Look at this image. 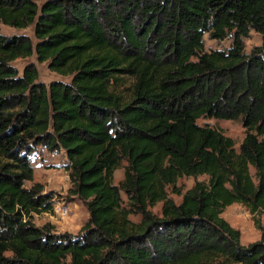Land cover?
<instances>
[{
    "label": "trees",
    "instance_id": "16d2710c",
    "mask_svg": "<svg viewBox=\"0 0 264 264\" xmlns=\"http://www.w3.org/2000/svg\"><path fill=\"white\" fill-rule=\"evenodd\" d=\"M0 21L37 39L0 31V264H264L260 219L243 245L223 216L264 213V0H0ZM205 33L233 45L206 51ZM35 53L71 81H39L33 62L20 74ZM202 117L242 119L240 150ZM39 146L66 153L89 212L78 234L35 223L56 202L25 184Z\"/></svg>",
    "mask_w": 264,
    "mask_h": 264
},
{
    "label": "rangeland",
    "instance_id": "374dc122",
    "mask_svg": "<svg viewBox=\"0 0 264 264\" xmlns=\"http://www.w3.org/2000/svg\"><path fill=\"white\" fill-rule=\"evenodd\" d=\"M45 0H39V3L42 4ZM0 31L7 35L15 34H24L32 38L34 44L37 43V39L34 35V25H30L25 29L15 28L9 25H6L0 21ZM234 38L232 35H229L223 40L214 39L209 33L204 35V45L205 50L210 51L214 49L229 50L233 45ZM245 51L250 53L251 50L258 45L262 44V36L260 33L252 30L249 37L244 39ZM196 59V58H194ZM35 63L40 76L39 81L45 82L49 85L54 80H61L65 82H70V76H63L49 68V62H39L37 59L36 53L27 58H20L15 60L12 64L16 66L20 74L23 73L25 66L29 63ZM200 125H209L213 128L223 131L227 136H230L234 139L236 143V150H240V145L246 135V129L243 126L242 119L238 120H226L218 118H209L202 117L198 119ZM31 162L34 167V180L27 181L25 184L27 187H31L34 183L40 182L44 185V192H53L55 193V204H68L70 206V215L66 218H59L56 220V217L53 212L35 215V223L37 225H43L46 222L54 220L59 226L68 224L69 229L71 225L77 224V222L88 218L89 212L84 202L77 197H72L68 194L69 188L71 187V181L69 173L67 170L68 158L66 153L62 151L51 152L43 146H39L35 152L31 154ZM127 163L124 162V165ZM252 173L255 174V169L252 168ZM124 177V167L118 169L115 172V183L118 184ZM196 180H208L207 175H202L197 178L195 177H183L179 180V185H182L184 190L191 188ZM122 197L127 202L128 197L124 191H122ZM172 197L176 202L181 201V197L178 195L172 194ZM75 203L79 207L75 208ZM162 203H159L152 210L161 214ZM51 216V217H50ZM223 216L237 229L241 231V243L243 245H249L252 242H256L261 238V230L256 226L255 220L260 219L261 223L264 224V213L253 216L250 210L239 203H235L229 206ZM52 218V219H51ZM130 218L134 221H140L141 216L139 214H132ZM87 222V221H86ZM85 222V223H86ZM84 223V224H85ZM74 230V228L72 229ZM69 232V231H65ZM77 232L76 234H78Z\"/></svg>",
    "mask_w": 264,
    "mask_h": 264
},
{
    "label": "crops",
    "instance_id": "0c3cea01",
    "mask_svg": "<svg viewBox=\"0 0 264 264\" xmlns=\"http://www.w3.org/2000/svg\"><path fill=\"white\" fill-rule=\"evenodd\" d=\"M74 207L77 208V207H79V205L75 203ZM45 214L48 215V213H45ZM88 218H85V219L81 220L80 222L78 221L77 224H75V225H71L70 227L72 229L74 228V230H72V229L70 230L68 224H64L63 226H59L54 220H51L50 222H52L56 226L57 232H59V233L69 231L71 233L76 234L77 232H79L81 230L82 226L88 220Z\"/></svg>",
    "mask_w": 264,
    "mask_h": 264
},
{
    "label": "built area",
    "instance_id": "2783aa9c",
    "mask_svg": "<svg viewBox=\"0 0 264 264\" xmlns=\"http://www.w3.org/2000/svg\"><path fill=\"white\" fill-rule=\"evenodd\" d=\"M70 206L68 204H55L54 205V210H53V213L56 217V220H59V218H66L70 215Z\"/></svg>",
    "mask_w": 264,
    "mask_h": 264
}]
</instances>
